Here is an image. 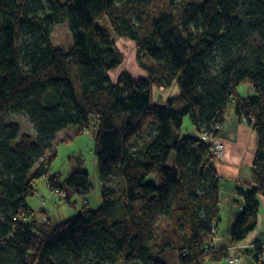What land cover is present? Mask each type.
I'll return each instance as SVG.
<instances>
[{"label": "trees", "instance_id": "1", "mask_svg": "<svg viewBox=\"0 0 264 264\" xmlns=\"http://www.w3.org/2000/svg\"><path fill=\"white\" fill-rule=\"evenodd\" d=\"M62 21L68 52L50 40ZM112 34L135 45L143 77L111 79L123 62ZM174 83L177 97L155 104L153 90ZM241 85L255 95L240 97ZM230 104L257 136L252 183L234 190L243 206L228 230L234 247L255 229L264 196V0H0V264H166L167 252L178 264L226 260L227 248L204 253L220 185L200 135L218 137ZM17 113L34 136L5 122ZM185 117L194 135L180 134ZM90 122L101 206L85 202L56 225L14 221L33 212L34 180L70 206L91 192L84 170L51 174L54 152L32 173L57 134Z\"/></svg>", "mask_w": 264, "mask_h": 264}, {"label": "rangeland", "instance_id": "2", "mask_svg": "<svg viewBox=\"0 0 264 264\" xmlns=\"http://www.w3.org/2000/svg\"><path fill=\"white\" fill-rule=\"evenodd\" d=\"M100 25H104L102 20L100 21ZM109 31L111 32L110 29ZM112 38L117 50L122 55L123 62L116 70L110 73L111 79L113 81L116 80L117 76H119L121 73H126L128 76L133 78L143 77L144 73L139 68L137 63L138 60L135 45L130 41L119 39L113 34ZM50 40L54 47L59 48L65 52H68L70 50V48L72 47V39L67 22L62 21L61 23H57L53 27L52 33L50 35ZM240 87L243 88L244 85H241ZM174 95V87L161 92L158 89H154L153 101L154 103L162 102L163 100L159 99L160 97L163 96L167 98ZM181 106V104H177L175 107L179 109L181 108ZM5 122L17 123L20 126L21 133H27L34 136V127L24 114H8L5 117ZM96 129L97 127L93 122H90L88 127L81 134L77 133L76 127H71L67 131H63L58 134L54 142L52 143L54 146L56 142L66 137L65 141L57 144L53 148L54 155L49 162L52 175H59L61 179H66L73 170L81 169L88 173L92 185V190L84 197V199L74 195L71 198L73 206H70L68 203L64 202V200L61 199L59 195L48 190V188L46 187V181L44 182L42 179H37L34 180L32 184L33 189L35 190L34 194L32 196H29L26 201L32 208H36L39 205H44L46 210H48L51 224H60L76 217L86 200L88 201V208L92 210H97V208L101 206V183L96 168V158L93 154V138ZM191 132L192 128L190 119L189 117H185L183 120V126L180 130V134L182 136H186ZM173 158L174 156L172 155L170 162L168 163L169 167H171L172 165ZM80 162H82L83 165H80ZM114 183L116 184L117 181L114 180ZM43 202H45V204H43ZM218 233L220 236H223L224 234L222 230H218ZM161 259H163L166 264H178L177 255L174 252H167L161 257ZM129 264H140V262H132ZM222 264L226 263L224 262Z\"/></svg>", "mask_w": 264, "mask_h": 264}, {"label": "crops", "instance_id": "3", "mask_svg": "<svg viewBox=\"0 0 264 264\" xmlns=\"http://www.w3.org/2000/svg\"><path fill=\"white\" fill-rule=\"evenodd\" d=\"M173 87L175 88L174 96H170L167 98L163 96H158L160 97L159 99H162L163 101L158 103L155 102V104H164L168 99L177 97L178 88L175 83L171 85L170 88ZM243 88H238V94L240 97L249 98L255 95L251 87H247L244 85ZM168 89L159 88L158 90L161 92L166 91ZM194 134L195 133L192 128V132L189 135ZM65 138L66 137L60 139L58 142H56L54 146L52 144V148L46 152L44 159H42L35 166L32 173H34L41 164H43L48 158H50L52 152H54L53 148L57 144L65 141ZM218 140L223 146V154L219 161L213 162V166L216 170L220 185V196L218 205L219 220L217 222L215 235L210 243V247L213 249V251L227 248L228 258L226 260H222L219 263L206 262L205 264H222L224 262L226 264H258L256 261L253 260L250 254L253 253V249H255L257 245L264 246V196L258 197L257 199L259 209L255 229L246 237L245 240H243L241 243L237 244L234 247H230L228 241V230L237 214H239L243 210L242 202L240 198H238L234 194V190L239 185H250L252 183V163L257 152L256 133L251 127L239 121L235 114L233 104H230L227 107L226 115L224 117V123L218 134ZM81 164L82 162H80V165ZM42 180L44 182L46 181L45 179ZM86 203L88 205L87 200ZM26 204L27 206H29L27 201ZM43 204H45V202H43ZM29 207L35 213H37V211L42 212L43 210L44 213H46V216L48 217L49 221L51 220L49 218L48 210H46L44 205H39L36 208H32L31 206ZM218 230H222L224 232L223 236L219 235ZM247 253L250 254L247 255ZM235 258H238L239 261L237 263H232L231 259Z\"/></svg>", "mask_w": 264, "mask_h": 264}, {"label": "built area", "instance_id": "4", "mask_svg": "<svg viewBox=\"0 0 264 264\" xmlns=\"http://www.w3.org/2000/svg\"><path fill=\"white\" fill-rule=\"evenodd\" d=\"M251 122H253V120H251ZM243 123L245 125H247L245 121H243ZM221 128H222L221 125H216L214 127L215 130H221ZM200 139L203 142L209 144V146L211 147L210 153H211L212 162L219 161L222 157V154H223V146L219 142L218 137H215L212 133H206V134L200 135ZM54 193L59 195L61 197V199H63L65 197L64 193H62L61 191H56ZM33 220H37L39 223L43 224V223L48 222V217L45 214H42V212L37 211V213H35V212H32V213L20 212L19 215L14 219V221H18L20 224L25 225V226L27 224H29L30 222H32ZM216 226L214 225V227L212 229V233L214 235H215V231H216ZM256 247H258L262 250V253H260L258 255V260H259L260 264H264V246L257 245ZM209 251L211 252V251H213V249L210 247V245H207L205 247L204 253L206 254ZM238 261H239L238 258L231 259L232 263L233 262L237 263ZM194 264H196V263H194Z\"/></svg>", "mask_w": 264, "mask_h": 264}]
</instances>
